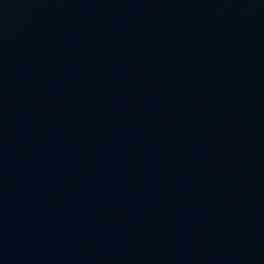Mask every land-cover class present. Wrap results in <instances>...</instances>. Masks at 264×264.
Segmentation results:
<instances>
[{"label": "water", "instance_id": "95a60500", "mask_svg": "<svg viewBox=\"0 0 264 264\" xmlns=\"http://www.w3.org/2000/svg\"><path fill=\"white\" fill-rule=\"evenodd\" d=\"M0 264H264V0H0Z\"/></svg>", "mask_w": 264, "mask_h": 264}]
</instances>
